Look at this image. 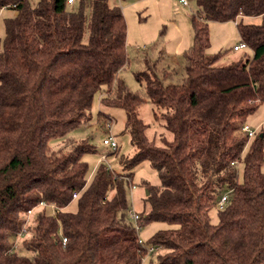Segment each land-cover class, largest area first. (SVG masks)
Here are the masks:
<instances>
[{
    "label": "trees",
    "instance_id": "1",
    "mask_svg": "<svg viewBox=\"0 0 264 264\" xmlns=\"http://www.w3.org/2000/svg\"><path fill=\"white\" fill-rule=\"evenodd\" d=\"M196 1L183 81L166 84L148 67L136 74L145 83L140 94L119 78L128 63L120 7L0 0V11L16 12L5 19L0 49V264H143L155 253L152 264H264V131L253 138L242 132L264 102V0ZM244 16L263 17L260 25L237 23L253 57L216 66L219 55L207 53L209 23ZM97 95L102 107L125 111L135 153L121 157L122 172L101 163L89 183L84 156L93 146L67 138L55 149L51 142L91 122ZM147 103L154 136L140 114ZM99 116L105 139L115 138L114 119ZM143 162L161 183H143L139 224L170 226L144 246L130 222L133 172L125 171ZM74 200L77 211H66ZM21 236L31 257L13 248Z\"/></svg>",
    "mask_w": 264,
    "mask_h": 264
},
{
    "label": "rangeland",
    "instance_id": "2",
    "mask_svg": "<svg viewBox=\"0 0 264 264\" xmlns=\"http://www.w3.org/2000/svg\"><path fill=\"white\" fill-rule=\"evenodd\" d=\"M29 1L36 5L39 0ZM188 2L190 9L184 8L180 0H109L110 5L122 9L127 23L126 55L128 63L120 71L119 78L131 92L145 93V83L138 81L136 74L147 71L148 67H153L155 73L164 78L166 84H179L183 81L185 77L184 55L191 49L194 42L191 16L198 11L196 0H188ZM15 14L16 12L11 9L0 11V49L5 38V19L14 17ZM240 22L260 25L263 22V17L244 16L238 19L237 22L212 21L209 23L211 45L207 53L211 56L219 55L215 63L216 66H227L242 58L253 57V51L249 47L240 51L234 50L235 46L243 43L237 28V23ZM100 112L114 119L112 134L119 146L117 153L103 143L108 133L105 124L99 122ZM140 114L146 123L152 124L149 135L154 136L152 133L158 131V129L153 124V106L150 103L144 104L140 109ZM92 116L93 119L87 125L68 133L63 139L51 142L52 147L55 149L64 144L67 138L75 141L85 140L93 146L95 151L84 156V160L89 165V183L94 179L101 163L110 165L113 169L122 172L124 168L121 164V157L130 158L135 153L131 137L125 131L126 113L123 109L119 107H102L100 95H97L92 107ZM245 124L255 131L256 135L264 131V102L259 105L255 113L247 118ZM249 147H247L245 154L248 152ZM103 156H106L105 161ZM242 168L243 165L240 166V180L243 177ZM125 171L133 172L132 184L128 188L131 212L141 214L144 211V199L147 194L143 183L160 185L159 176L148 162H143L131 170L127 169ZM112 196L113 192L110 194V197ZM77 209L78 203L77 200H74L66 208V211L76 212ZM38 210H41V208L39 207ZM218 210V207H215L210 212L211 221L214 224L219 222ZM47 213L53 214L55 210L47 208ZM29 216L31 220L33 215ZM130 222L135 229L141 227L138 233L145 243H148L156 232L170 227L164 222H154L146 226H141L138 223V226L131 215ZM24 237L13 239V248L16 247L20 255L31 257L32 254L26 251L23 246ZM156 259V253L147 255L143 264L155 263Z\"/></svg>",
    "mask_w": 264,
    "mask_h": 264
},
{
    "label": "built area",
    "instance_id": "3",
    "mask_svg": "<svg viewBox=\"0 0 264 264\" xmlns=\"http://www.w3.org/2000/svg\"><path fill=\"white\" fill-rule=\"evenodd\" d=\"M74 1H75V0H68V3H69V4H72ZM180 2L183 4V7H184V8H186V9H190V4H189L188 0H180ZM248 47H249L248 44L245 43V42H243L241 45H237V46H235V47H234V50H235V51H240L241 49H243V48H248ZM242 131H243L244 133L248 134L249 138H253V137H255V135H256V132L253 131V130H252L248 125H246V124H244V126H243V128H242ZM104 143H105L106 145H109L110 147H112L114 150L117 149V147H118L117 141L115 140V138H114L113 136H110V137H108L107 139H105V140H104ZM103 158L105 159V157H103ZM75 197H76V195H75ZM226 200H227V195H224V196L222 197V199L220 200V202H219V207H220V208H223V207H224ZM45 206H46L45 203H41L40 208H43V207H45ZM52 207H54V206H52ZM31 214H32V211H29V215H31ZM130 215H131V217L134 219V221L136 222V224H138V223H139V220H140V215H139L138 213H134V212H130ZM138 226H139V224H138ZM140 230H141V227H137V229H136L137 233H138ZM64 243H65V244L67 243V239H66V238H64ZM139 243H140L141 245L144 246V241H143L141 238L139 239ZM146 248H147L149 254H151V253L153 252V250H154L153 248H149V247H146Z\"/></svg>",
    "mask_w": 264,
    "mask_h": 264
}]
</instances>
